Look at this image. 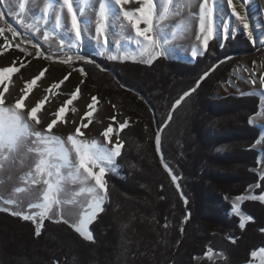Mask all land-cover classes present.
<instances>
[{
  "label": "trees",
  "instance_id": "16d2710c",
  "mask_svg": "<svg viewBox=\"0 0 264 264\" xmlns=\"http://www.w3.org/2000/svg\"><path fill=\"white\" fill-rule=\"evenodd\" d=\"M4 9L15 20L7 5ZM22 29L23 39L32 41L24 25ZM220 42L211 40L208 51L192 61L166 55L145 65L91 54L105 71L85 60L72 63L87 73L78 97L94 89L97 107L115 105L117 120L129 121L119 132L118 173L109 171L105 177L107 198L91 224L92 241L64 219H45L36 236V224L0 211V264H254L251 252L264 248V203L240 202V212L251 217L243 229L232 206L238 196L264 194L261 150L253 147L261 133L249 123L261 111V97L224 93L213 98L212 92L218 82H228L236 60L255 53L256 46L242 32L222 47ZM21 47L36 51L26 43ZM232 54L237 55L225 59ZM205 72L207 78L172 111ZM170 111L161 145L188 197L186 205L156 152L158 124Z\"/></svg>",
  "mask_w": 264,
  "mask_h": 264
},
{
  "label": "snow or ice",
  "instance_id": "6c2138e0",
  "mask_svg": "<svg viewBox=\"0 0 264 264\" xmlns=\"http://www.w3.org/2000/svg\"><path fill=\"white\" fill-rule=\"evenodd\" d=\"M11 0H0V9H4L5 5L10 3ZM18 4L17 19L21 25H25L26 6L33 5L36 0H15ZM247 0H245V3ZM130 3V0H45L42 10L37 15H33L34 8L27 7V19L30 21L25 26L39 32L41 28L43 31V40L49 41L56 39L59 47L58 52L64 53L65 58L60 59V63L72 64L74 61L85 60L87 63L95 64L92 59H86L79 54V48L85 38H90L95 41L98 48V55H107V58L112 61L132 60L151 65L153 61L159 57H165L168 54L169 41L175 39L176 32L169 33L168 26L163 25L161 22L166 20L169 15L179 14L180 10L190 5V0H136L139 5L133 10H128L125 6ZM220 0H201L198 12V27L199 31L196 39L200 41V47H193L191 49V57L194 59L199 55H203L209 49V42L216 38L223 40L230 39L237 31H241L247 35L249 41H254V33L250 29V24L246 15H241L233 3V0H226V7L231 9V14L238 21V25L230 27L227 23L216 24L219 18L217 15L219 11ZM173 5H175L173 7ZM158 11V8H161ZM89 9L95 14L94 20L87 16L86 13ZM6 11L0 10V22L6 26L0 27V37L3 38V43L0 44V55L8 51L10 48L15 47L26 55H31L26 48L21 47L24 43L31 44L30 40H20L15 43L17 37L21 34L11 24H7ZM94 24V35H92V25ZM118 25V28H117ZM143 25V27H141ZM176 27V26H172ZM188 25L182 23L180 30H187ZM6 33H10L6 35ZM134 33V35H132ZM68 37V39H65ZM112 37H116L114 51L109 48V42ZM121 41H133L135 44V54L129 55L127 50L121 44ZM36 49L35 57L39 58L45 56L41 51L39 44H32ZM201 48L203 51H201ZM68 53H74L70 55ZM115 53V54H114ZM17 62L14 60L8 67L0 69V171L4 170L7 166L14 165L17 160V153L21 149H26L28 153H36L39 159L34 165V172L36 176L43 177L45 174L46 179H43V184L46 185L42 192L41 202L30 204L29 208H39L38 212H11V215L18 216L24 221H31L36 224L35 235L41 234V228L45 219H52L54 209H57L59 215L60 206L65 202L61 199V194L64 192L65 183H79L82 187L76 195L87 192L91 195L92 200L89 205V211L85 212L79 223L72 225L75 232L78 233L85 240L92 241L93 235L89 231L88 225L97 217L98 212L103 211V203L107 198V184L106 175L112 170L117 157L121 155L123 143L119 138V132L129 126L128 119L118 121L116 116L113 115L110 119L114 124H118V128L109 124L101 133L104 137V143L97 140L88 141L82 139L84 136L83 129H87L89 124L92 123L91 117L93 116L98 104L99 98L97 96L91 97V103L87 105V111L80 118L79 125L75 128L74 133L67 136V144L71 147H66L65 141L53 134V128L58 123H67L66 113L71 110L73 102L78 98L81 93V85L76 86V89L71 93L70 99L65 101L55 112L51 113L54 118L47 124L43 131L37 130L34 125H39L41 119L38 118L37 113L41 111L43 106L50 102L49 96L40 99L35 106L28 109L25 100L28 98L38 81L45 77L47 68L41 70L39 74L29 81H24L21 88L22 95L15 100L12 106H5V93L9 92V84L12 83V74L18 73L20 68L24 67V61H20V67L16 66ZM255 65L256 62L253 61ZM100 71H105L103 67L96 64ZM214 70V69H213ZM250 73V83L255 85L256 70L244 69ZM82 76L87 73L83 68L79 69ZM209 75L205 72L200 80L196 82L195 87L185 91L172 105L174 111L186 97L190 96L196 88L200 86L202 80L206 79ZM71 73H68L59 82L54 83L47 90L51 93V88L59 89L65 81L69 79ZM259 84L261 89H264V72L259 76ZM124 87V85H121ZM248 95L261 97V111L254 119H250V124H255L257 120H264V91H252ZM115 108V105H113ZM172 120V111L169 112L167 119L162 125L158 124L155 134L156 152L160 155V163L163 165L165 171L171 177V181L176 185V189L180 192V198L184 201L185 205L188 203L187 198L180 190L178 183L179 177L175 175L169 165L166 163L164 156L161 152V132L164 127ZM87 121V122H85ZM75 123V121H73ZM260 129V136L255 141L253 147L261 146V153L264 155V123L257 125ZM116 135V140L113 142L112 136ZM34 138V139H33ZM111 145V147H108ZM72 153L75 154L73 159ZM264 162V161H262ZM32 173H29V177ZM260 180H264V171L260 173ZM38 179H30V183L35 185L39 183ZM256 187H260L259 184ZM16 192L26 191V189L17 188ZM237 201L253 200L264 203V194L261 195H248L238 196ZM71 203L72 201H67ZM5 204H14L15 200H5ZM233 212L240 217L239 227H245V221L250 220L251 217L245 216L240 212L238 203L232 206ZM0 211H9L8 208H0ZM63 219V217H60ZM187 218V217H186ZM59 222V221H55ZM68 223V221H64ZM235 243V239L232 240ZM259 254L261 264H264V248L257 251H252L251 256L257 257ZM211 259V250L206 254Z\"/></svg>",
  "mask_w": 264,
  "mask_h": 264
},
{
  "label": "rangeland",
  "instance_id": "374dc122",
  "mask_svg": "<svg viewBox=\"0 0 264 264\" xmlns=\"http://www.w3.org/2000/svg\"><path fill=\"white\" fill-rule=\"evenodd\" d=\"M200 2L201 0H190V5L180 10L178 15H169L166 20L161 22L163 25L168 26L167 30L169 33L176 32L175 39L170 40L169 44L166 46L168 48V57L179 58L187 61L193 60V58L191 57V49L193 47H200V41L196 39V35L199 31L198 12ZM44 4L45 0H36L33 5L26 6V14L25 17H23L25 19V25L30 22L27 19V7L34 8L33 15L35 16L40 10L43 9ZM6 5L15 20L11 21L7 17H5V19L9 24L12 25V27L16 28L19 33H22L21 37L19 38L23 39L24 31L22 29V25L18 22L17 19V13L19 11L18 4L15 2V0H11V2ZM138 6L139 5L136 3V0H130V3L125 7L128 10H133ZM174 6L175 5H173V7ZM236 8L241 15H246L247 20L249 19L248 22L250 21V29L254 33L255 41L254 43L252 41L251 42L256 46V51H254L255 53L253 54L243 53L240 58L236 60L234 72L232 75H230V79L228 80V82L224 84L218 82L215 86H213V98L218 97L224 93L241 94L250 93L252 91H264V89H261V86L259 84V76L262 72H264V0H257L250 11H248V9L246 10L245 7L242 6V4H236ZM161 10L162 7L158 8V11ZM86 15L90 16L93 20L95 18V14L92 9H89ZM217 15L219 16V18L216 20V24L227 23L230 27L238 25V21H236V18L231 14V9L226 7V0H220L219 11ZM182 23H186L188 25L187 30H180V25ZM141 27H143V25H141ZM26 29L33 41H31V44L26 43L27 46L32 47V44H39L41 51L44 52L47 51L45 47L47 45L48 48L53 50L54 54L51 55L48 52L47 54H45L46 56L48 55L47 57H51V59H47L45 58V56L37 58L35 57V52L33 51L27 50L31 53V55H26L24 52H21L17 48L12 47L8 51L4 52L3 55H0V69L10 66L14 60L17 62V67H20L21 60L24 61L25 65L24 67L20 68V71L18 73L12 74L13 82L9 84V92L5 93V106H12L15 103V100L22 95L20 90L23 87L24 81L31 80L33 77L37 76L41 70L47 68L48 71L45 73V77H43L41 81L37 82V85L25 100L28 109H30L32 106H35V104L40 99L44 98L46 95L49 96L50 102L46 103L41 111L37 113L38 118L41 119V123L39 125H34L37 130L43 131L46 128L47 124L54 118L50 114L55 112L65 101L70 99L71 93L75 91L76 86L80 84L81 80H83V76L81 75L78 67L76 68L72 64H64L59 62L60 59L65 58V55L64 53L57 51L59 44L56 39H50L46 44L43 42V28H41L39 32H36L35 30L29 29L27 27ZM238 32H242V26L241 31H237L234 34H237ZM8 35L10 37V33H8ZM92 35H94V24L92 25ZM132 35H134V33H132ZM244 35L247 37L246 34ZM65 39H68V37H65ZM116 39V37H112L109 42V48L113 51L115 49ZM219 39L221 41L220 47L224 46L225 40H223L222 38ZM23 40L28 41L27 39ZM2 43L3 38L0 37V44ZM121 44L127 50L129 55L135 54V44L133 41H121ZM94 45L95 41L90 38H85L78 50L79 54L84 56L86 59H92L96 62V64L101 65L99 61L95 60L91 56V54L98 55V48ZM201 51H203L202 48ZM68 54L73 55L74 53ZM236 55L237 54H232L225 59L233 58ZM253 61L256 62L255 65L253 64ZM245 68L249 70H256L255 78L257 80V83L255 85L250 83V73L248 71H245ZM112 70L113 69H109L108 71L113 72ZM68 73H71V76L59 89L51 88V93L47 91L51 85L62 80L63 77ZM113 73L115 75H118L115 70ZM0 90H2V88H0ZM94 94L95 90L90 89L87 93H85L84 96H81L80 98L78 97L70 106V108H74L76 109V111L73 112L69 110L66 113L67 123H58V125L53 128V134L61 137L65 141L66 147H71L67 144L66 138L69 134L74 133L75 128L80 123L81 116H83L84 113L88 110L87 105L91 103V97L94 96ZM116 114L117 113L115 111V108H113V105L108 102H105L102 106L97 107L93 116L91 117L92 123L89 124V127L87 129L82 128V131L84 132V136L82 137V139L88 141L97 140L100 143H104V137L101 134L103 130L108 127L109 124H112L114 129L118 128V124H114L110 119L113 115L116 116ZM255 117L256 116H254L253 119ZM73 121H75V123H73ZM260 123H264V120H257L255 125H258ZM112 139L113 142H115V134H113ZM108 147H111V145H108ZM257 147L261 150L260 145H257ZM72 156L74 159L75 154L72 153ZM17 157L18 158L14 165H6L4 170L0 171V207L8 208L12 212H38L40 211L39 208H29V205L41 202L42 192L46 187V185L43 184V179H46L47 176L46 174L43 177L36 176L34 172V165L39 159L36 153H28L26 149H21V151L17 153ZM262 161H264V155H262L261 153V158L259 161L260 166L258 169L260 173L261 171H264V162ZM118 168L119 166L117 164L116 158L114 165H112L111 172L118 173ZM29 173H32L31 177H29ZM30 179H38L40 182L33 185L30 183ZM81 187L82 186L79 183L64 184V192L61 194V199L65 202L60 206L59 215H57V209L53 210L52 219L58 220L61 219L60 217L62 216L63 219L67 220L71 225H76L79 223L81 216L85 212L90 210L89 205L92 200L91 195L87 192L76 195ZM17 188L26 189V191L16 192L15 189ZM252 192L253 188L248 191V194H251ZM5 200H15L16 203L5 204ZM67 201L72 202L68 203ZM234 202L240 205L241 201H237L235 199ZM190 216L191 213L189 211L188 217ZM92 222L88 225V227L89 231L93 235V232L91 230ZM182 230H184V224L182 226ZM259 249L257 250L258 253ZM218 254L220 257L222 256L221 253ZM196 260L199 262V258H196ZM255 260L256 261L254 262V264H261L259 254L257 255V257H255Z\"/></svg>",
  "mask_w": 264,
  "mask_h": 264
},
{
  "label": "bare ground",
  "instance_id": "6f19581e",
  "mask_svg": "<svg viewBox=\"0 0 264 264\" xmlns=\"http://www.w3.org/2000/svg\"><path fill=\"white\" fill-rule=\"evenodd\" d=\"M257 2V0H247V2L245 3V0H233V3L236 5V4H242V6L245 7V9L248 11H250L251 8H253L254 6V3ZM256 7V6H255ZM249 20V19H248ZM250 22V21H249ZM164 113V112H163ZM164 152V151H163Z\"/></svg>",
  "mask_w": 264,
  "mask_h": 264
},
{
  "label": "water",
  "instance_id": "95a60500",
  "mask_svg": "<svg viewBox=\"0 0 264 264\" xmlns=\"http://www.w3.org/2000/svg\"><path fill=\"white\" fill-rule=\"evenodd\" d=\"M1 10H3V9H1ZM5 10V9H4ZM6 11V10H5ZM6 14H7V12H6ZM20 34L22 35V33L20 32ZM21 37V36H20ZM42 47V46H41ZM43 48V47H42ZM44 49V48H43ZM45 50V49H44ZM44 53L45 54H47V51H44ZM48 56V55H47ZM113 72H114V70H112ZM161 152H162V154H163V156H164V152H163V148H162V145H161ZM165 159V158H164ZM166 161V160H165ZM166 163L168 164V162L166 161ZM169 165V164H168ZM169 167L171 168V166L169 165ZM172 169V168H171ZM174 173V172H173ZM180 181L178 180V183H179ZM180 184V190L183 192V194H184V196L187 198V196H186V194H185V192H184V190H183V186L181 185V183H179ZM187 200H188V198H187ZM184 230H182L181 232H183ZM184 234V233H183Z\"/></svg>",
  "mask_w": 264,
  "mask_h": 264
}]
</instances>
